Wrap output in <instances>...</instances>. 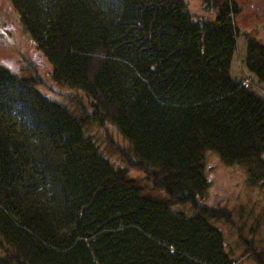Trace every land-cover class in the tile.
Wrapping results in <instances>:
<instances>
[{"label": "trees", "instance_id": "obj_1", "mask_svg": "<svg viewBox=\"0 0 264 264\" xmlns=\"http://www.w3.org/2000/svg\"><path fill=\"white\" fill-rule=\"evenodd\" d=\"M201 1L202 19L186 0H9L89 107L0 62V264H236L239 242L264 264L252 236L226 245L223 224L239 225L207 201V148L264 179V97L231 74L238 2ZM244 63L264 84L248 32ZM104 119L128 142L122 163L87 130Z\"/></svg>", "mask_w": 264, "mask_h": 264}, {"label": "rangeland", "instance_id": "obj_2", "mask_svg": "<svg viewBox=\"0 0 264 264\" xmlns=\"http://www.w3.org/2000/svg\"><path fill=\"white\" fill-rule=\"evenodd\" d=\"M236 1L239 4V11L236 16L235 47L230 61L231 74L264 97V84L248 71L244 63L246 32L264 40V0ZM186 2L194 15L200 19L208 11L201 0ZM0 62L20 74L34 73L36 85L42 92L53 98L65 100L70 107L74 106L76 113H79L81 107H89V98L80 90L51 77L50 63L35 47L9 0H0ZM77 99L78 103L75 102ZM87 130L93 133L103 152L114 163H122L119 145L131 154L126 138L108 119L101 122L92 121L87 124ZM203 166L209 180L207 201L213 202L218 199L220 203L231 208L235 223L239 225L236 232L234 228L223 224L225 239L228 241L226 245H234L236 239L238 241L239 233L242 237L252 236L253 245L264 247V179L253 183L247 181L243 164L224 162L210 148L204 151ZM128 170L135 174L141 183L146 184L141 177L142 172L133 167H129ZM242 248L241 242L234 246L236 264H256L247 251L240 254Z\"/></svg>", "mask_w": 264, "mask_h": 264}]
</instances>
